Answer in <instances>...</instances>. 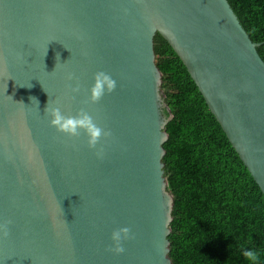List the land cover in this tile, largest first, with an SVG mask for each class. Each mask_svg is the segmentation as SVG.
<instances>
[{
    "label": "water",
    "instance_id": "1",
    "mask_svg": "<svg viewBox=\"0 0 264 264\" xmlns=\"http://www.w3.org/2000/svg\"><path fill=\"white\" fill-rule=\"evenodd\" d=\"M156 34L264 195V42L228 0H0V223L12 221L0 264H173L163 162L171 115ZM97 71L116 88L85 103ZM48 101L65 115L84 108L111 130L102 157L83 131L69 137L49 124ZM125 226L134 234L125 251L108 250Z\"/></svg>",
    "mask_w": 264,
    "mask_h": 264
},
{
    "label": "trees",
    "instance_id": "2",
    "mask_svg": "<svg viewBox=\"0 0 264 264\" xmlns=\"http://www.w3.org/2000/svg\"><path fill=\"white\" fill-rule=\"evenodd\" d=\"M254 42H264V0H228ZM171 119L164 170L174 205L173 264H264V195L169 43L154 37ZM264 60V43L257 47Z\"/></svg>",
    "mask_w": 264,
    "mask_h": 264
},
{
    "label": "clouds",
    "instance_id": "3",
    "mask_svg": "<svg viewBox=\"0 0 264 264\" xmlns=\"http://www.w3.org/2000/svg\"><path fill=\"white\" fill-rule=\"evenodd\" d=\"M67 79L73 80L76 78L72 73H68ZM68 87L72 93H78L80 91V85L78 82L75 85H68ZM115 88L116 81L110 74L104 71H97L93 75V84L89 89L90 94L85 103L91 102L95 104L101 100L105 93H111ZM30 99L35 100L36 104H38L35 97H30ZM72 99H75V97H72ZM44 114L50 116L49 124L51 126L55 127L58 132L64 133L69 137L78 138L81 135V131H83L87 137V146L96 149L97 156H103V145L101 144L100 147H97V145L100 144L102 138L111 137L112 132L110 129L99 126L93 116L84 108H79L75 115H65L61 111L59 101L55 102V106L48 101L47 106L44 109ZM11 223V220H5L3 223H0V236L7 237L9 235L8 225ZM132 238H134V234L131 233L129 227L125 226L116 228L111 232L110 239L113 243L108 250L117 254L123 253L125 249L122 245V241ZM242 254L245 259L251 261L252 264H257L260 259L259 253L252 249L245 250Z\"/></svg>",
    "mask_w": 264,
    "mask_h": 264
}]
</instances>
